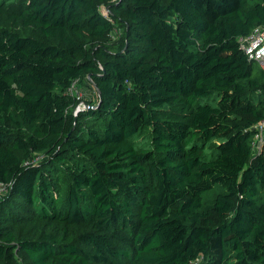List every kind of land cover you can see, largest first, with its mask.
Instances as JSON below:
<instances>
[{"label":"trees","instance_id":"trees-1","mask_svg":"<svg viewBox=\"0 0 264 264\" xmlns=\"http://www.w3.org/2000/svg\"><path fill=\"white\" fill-rule=\"evenodd\" d=\"M256 26L264 0H0V264H264Z\"/></svg>","mask_w":264,"mask_h":264},{"label":"built area","instance_id":"built-area-1","mask_svg":"<svg viewBox=\"0 0 264 264\" xmlns=\"http://www.w3.org/2000/svg\"><path fill=\"white\" fill-rule=\"evenodd\" d=\"M241 48L246 53L250 61L257 62L264 69V26H256L249 34L239 37ZM68 92L81 100L79 94L78 81L75 80L69 87ZM80 104L77 106L79 108ZM257 133L253 141V148L255 152H259L264 142V120L256 125ZM38 157V156H37ZM5 189V184L0 183V190Z\"/></svg>","mask_w":264,"mask_h":264},{"label":"rangeland","instance_id":"rangeland-1","mask_svg":"<svg viewBox=\"0 0 264 264\" xmlns=\"http://www.w3.org/2000/svg\"><path fill=\"white\" fill-rule=\"evenodd\" d=\"M113 37H115L116 39V32L112 35ZM78 89H79V94L82 97V101L84 99H88V100H96L97 98V92L94 89V87L91 84H79L78 82ZM200 102L198 103H205L209 101V98H201L199 99ZM80 105H82V103H79ZM80 107V106H79ZM135 141L139 146H145V147H149L150 146V135L149 132L146 131L140 135L135 136ZM215 152L211 149V147H207L206 151H205V158L210 159L214 156ZM222 189L220 187H216L215 189L211 190L210 192H208V196L209 197H213L215 196V194L218 191H221ZM21 260V259H20ZM24 264H26L24 262Z\"/></svg>","mask_w":264,"mask_h":264}]
</instances>
